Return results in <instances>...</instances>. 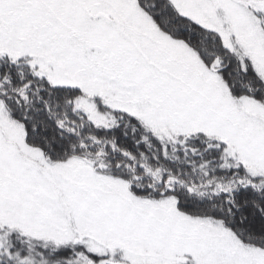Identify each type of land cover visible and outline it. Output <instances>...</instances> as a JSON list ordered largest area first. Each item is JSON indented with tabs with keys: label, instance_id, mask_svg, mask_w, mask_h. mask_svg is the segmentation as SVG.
I'll list each match as a JSON object with an SVG mask.
<instances>
[{
	"label": "snow or ice",
	"instance_id": "snow-or-ice-1",
	"mask_svg": "<svg viewBox=\"0 0 264 264\" xmlns=\"http://www.w3.org/2000/svg\"><path fill=\"white\" fill-rule=\"evenodd\" d=\"M0 264H264V0H0Z\"/></svg>",
	"mask_w": 264,
	"mask_h": 264
}]
</instances>
